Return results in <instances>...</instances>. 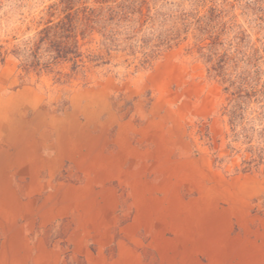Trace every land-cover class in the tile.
<instances>
[{
    "label": "rangeland",
    "instance_id": "rangeland-1",
    "mask_svg": "<svg viewBox=\"0 0 264 264\" xmlns=\"http://www.w3.org/2000/svg\"><path fill=\"white\" fill-rule=\"evenodd\" d=\"M86 8L179 36L143 64L122 22L68 79L21 69L16 47ZM228 85L249 94L235 131ZM0 264H264V0H0Z\"/></svg>",
    "mask_w": 264,
    "mask_h": 264
},
{
    "label": "trees",
    "instance_id": "trees-1",
    "mask_svg": "<svg viewBox=\"0 0 264 264\" xmlns=\"http://www.w3.org/2000/svg\"><path fill=\"white\" fill-rule=\"evenodd\" d=\"M95 10L92 8H86L84 17H70L66 16L57 22L51 23L43 27L40 31L36 33L31 38H28L24 41L22 48L16 47L13 50L19 59L20 67L23 71H35L36 73L41 72H52L55 66L63 62L71 64V73L62 74L60 71L56 73L58 76L57 80L63 78L68 79L72 77V73L77 72L81 69L84 63V53L81 48L85 44V39L90 33H99L101 38V45L107 51L118 50L123 42V40L128 39V37L122 40L121 37V23L129 22L130 24V52L134 54L136 51L141 53L143 59L141 62L145 64L153 56H155L160 46L163 43L168 42L172 39V36L175 32V38L179 36V33L174 31L175 21L169 28H164L163 24L158 29H154V17L149 16V14L142 13L141 9H138L136 14H139L140 17H96L94 14ZM143 17V19H141ZM181 24L187 29L189 27V22L186 18L180 17ZM150 23L149 34L155 36V43H151L149 40L144 39L143 37H137L138 32L141 31L142 26L146 23ZM198 24L196 29L199 32L201 39H213L211 43H215L217 37L211 38V34H208L212 31V27L202 26L200 20H197ZM165 24V23H164ZM137 28V30H136ZM164 28L163 30H161ZM184 30V32L186 31ZM155 32L153 34V32ZM171 35V37H170ZM207 36V37H206ZM174 38V37H173ZM200 41V39H199ZM204 46H200V49ZM208 48V47H207ZM210 51V49L208 48ZM89 56V55H88ZM209 61L213 60L215 53L210 52L208 54ZM94 60H98L100 56H93ZM222 59V57H221ZM222 60L212 63V70L217 71L221 75L222 65H220ZM230 85L226 86L224 89L226 92H229ZM244 90L239 89L238 91H230L228 104H231V107H226L225 110L230 118V124L233 131L236 127V117L237 109L240 108L237 103L233 104L236 99H246L249 97L247 91L245 94H241ZM238 105V108H237Z\"/></svg>",
    "mask_w": 264,
    "mask_h": 264
}]
</instances>
